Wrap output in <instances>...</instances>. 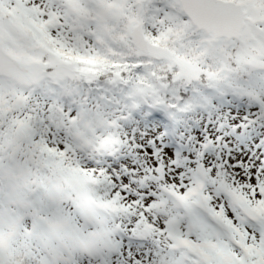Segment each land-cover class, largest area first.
<instances>
[{
  "label": "snow or ice",
  "instance_id": "6c2138e0",
  "mask_svg": "<svg viewBox=\"0 0 264 264\" xmlns=\"http://www.w3.org/2000/svg\"><path fill=\"white\" fill-rule=\"evenodd\" d=\"M0 264H264V0H0Z\"/></svg>",
  "mask_w": 264,
  "mask_h": 264
}]
</instances>
